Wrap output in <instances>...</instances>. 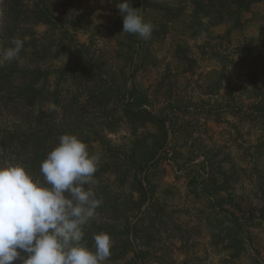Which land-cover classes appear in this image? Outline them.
I'll list each match as a JSON object with an SVG mask.
<instances>
[{
	"label": "rangeland",
	"instance_id": "1",
	"mask_svg": "<svg viewBox=\"0 0 264 264\" xmlns=\"http://www.w3.org/2000/svg\"><path fill=\"white\" fill-rule=\"evenodd\" d=\"M37 1L0 0V50L24 41L0 63V118L24 100L46 152L69 133L100 158L87 246L109 234L105 264H264V3L129 0L155 26L144 40L122 33L123 0Z\"/></svg>",
	"mask_w": 264,
	"mask_h": 264
},
{
	"label": "clouds",
	"instance_id": "2",
	"mask_svg": "<svg viewBox=\"0 0 264 264\" xmlns=\"http://www.w3.org/2000/svg\"><path fill=\"white\" fill-rule=\"evenodd\" d=\"M118 11L122 33L151 38L155 26L129 0ZM11 45L0 50V63L15 60L24 41L14 38ZM99 162L86 143L62 134L41 162L42 180L19 164L0 167V264H105L113 247L110 235L95 234L93 248L84 240V228L102 204L86 187L98 183Z\"/></svg>",
	"mask_w": 264,
	"mask_h": 264
},
{
	"label": "trees",
	"instance_id": "3",
	"mask_svg": "<svg viewBox=\"0 0 264 264\" xmlns=\"http://www.w3.org/2000/svg\"><path fill=\"white\" fill-rule=\"evenodd\" d=\"M40 3L41 2H39V0L36 2V8L39 6ZM235 3L239 8H243L244 11H248L249 5L251 3H264V0H251V1L235 0ZM196 6L198 10H200L201 13L204 16H206L210 21L213 20L209 9L208 10L205 9V7H203V5L200 4H197ZM14 7L15 5L13 4L9 7L10 14H6L5 17H7L10 21H16L15 25L17 27L20 24L21 25L28 24L30 21L28 20V18L23 20L21 19V17H23L24 14L18 8L14 12H12ZM41 12L42 11H38V15ZM219 13L217 12L214 14H219ZM34 16H37V12H35ZM221 21H222V16H220V18H217V20H215L213 24H215V22H221ZM39 22L41 23L42 20H39ZM14 73L20 75L22 80L21 83L17 85L18 88L16 87V85L14 88L18 90H22V88L26 87L23 81L26 70L24 68L19 67L18 64L16 63L15 66L10 70L7 81H9L10 76H12ZM2 90L7 91L4 89ZM23 92L24 91L22 90L20 95L26 96V94ZM136 96L137 93L133 87L130 92L127 91L125 93V101H126L125 112L128 115H133V112L129 108V104H134L137 106L140 105V101L136 98ZM26 107H27L26 101L23 100L20 104L18 103L17 105L18 110L12 115L13 121H11L10 119L8 120V119L0 118V167L19 164L22 165L30 175H33L35 178L42 180V176L40 174V165L42 160L46 158L48 152L51 151L57 145L58 142L57 135L56 136L54 135L55 138L52 139V143L48 148L49 150L46 152L47 148H45L42 145L43 135H41L40 130L29 131L27 117L25 113ZM140 110L142 109H139V111ZM155 119L158 122H164V120L160 117H155ZM154 160L155 158L153 157L152 160L145 165L144 171H147L149 168L153 166ZM135 256H137V254H135ZM14 264H21V261L17 260L14 262Z\"/></svg>",
	"mask_w": 264,
	"mask_h": 264
},
{
	"label": "water",
	"instance_id": "4",
	"mask_svg": "<svg viewBox=\"0 0 264 264\" xmlns=\"http://www.w3.org/2000/svg\"><path fill=\"white\" fill-rule=\"evenodd\" d=\"M145 175H146V171H144L143 174H142L143 182H144V179H145ZM144 186H145V184H144ZM148 201H149V199H148ZM145 208H146V205L142 208V211H144ZM129 239H130V241H132V233H130Z\"/></svg>",
	"mask_w": 264,
	"mask_h": 264
}]
</instances>
